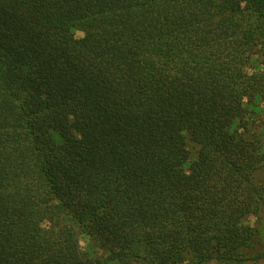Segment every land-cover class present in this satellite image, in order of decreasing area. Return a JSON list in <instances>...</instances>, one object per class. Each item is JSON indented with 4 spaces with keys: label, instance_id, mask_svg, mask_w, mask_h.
Segmentation results:
<instances>
[{
    "label": "trees",
    "instance_id": "16d2710c",
    "mask_svg": "<svg viewBox=\"0 0 264 264\" xmlns=\"http://www.w3.org/2000/svg\"><path fill=\"white\" fill-rule=\"evenodd\" d=\"M263 123L264 0H0V264H245Z\"/></svg>",
    "mask_w": 264,
    "mask_h": 264
},
{
    "label": "rangeland",
    "instance_id": "374dc122",
    "mask_svg": "<svg viewBox=\"0 0 264 264\" xmlns=\"http://www.w3.org/2000/svg\"><path fill=\"white\" fill-rule=\"evenodd\" d=\"M81 35L80 33H77ZM264 127V123H263ZM253 182L261 187V205L258 208L257 213L248 214L242 218V223L251 228L254 233V238L252 242V249L246 250L244 252V257L246 259L257 258V264H264V167L259 169L254 175ZM81 246H85L86 240L82 239L80 241ZM245 262V264H252L251 261ZM204 264H217L215 261H211Z\"/></svg>",
    "mask_w": 264,
    "mask_h": 264
}]
</instances>
